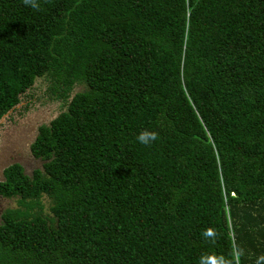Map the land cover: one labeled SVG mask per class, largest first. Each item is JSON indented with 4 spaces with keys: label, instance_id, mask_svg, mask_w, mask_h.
<instances>
[{
    "label": "trees",
    "instance_id": "1",
    "mask_svg": "<svg viewBox=\"0 0 264 264\" xmlns=\"http://www.w3.org/2000/svg\"><path fill=\"white\" fill-rule=\"evenodd\" d=\"M0 0V118L35 99L0 264H199L264 255V0ZM82 86L81 91L75 89ZM154 131L150 145L136 137ZM219 233L214 243L206 228Z\"/></svg>",
    "mask_w": 264,
    "mask_h": 264
},
{
    "label": "flooded vegetation",
    "instance_id": "2",
    "mask_svg": "<svg viewBox=\"0 0 264 264\" xmlns=\"http://www.w3.org/2000/svg\"><path fill=\"white\" fill-rule=\"evenodd\" d=\"M32 105V99H29L27 102H23L17 107L14 112L0 118V183L5 181L4 174L10 166H21V164L25 162L23 159L25 157L36 159L31 153V146L34 143L37 134L33 135V132L22 129L18 131V135L14 138V132L17 131V129L14 128V125L18 122L17 118L21 117ZM40 127H38V130ZM32 165L34 164L32 163ZM21 168L23 172L26 171L25 166H21ZM36 170V167H32L29 169V172H26L25 174L28 173L27 175L31 176ZM3 201L11 202V205L4 207ZM15 203V199L0 195V223L3 214L8 211V209H14L17 207Z\"/></svg>",
    "mask_w": 264,
    "mask_h": 264
},
{
    "label": "rangeland",
    "instance_id": "3",
    "mask_svg": "<svg viewBox=\"0 0 264 264\" xmlns=\"http://www.w3.org/2000/svg\"><path fill=\"white\" fill-rule=\"evenodd\" d=\"M43 80L37 79L34 85V91L36 93L35 99L32 100L33 105L19 118L18 122L14 125V128L17 129L14 132V138L18 135V131L25 129L26 131L33 132V135L37 134L38 127L43 125H48L57 114L60 112V105L56 103H44L42 99V82ZM82 86L76 87L75 91H81ZM25 160L24 166L26 167V172H29V169L32 167L41 168L42 162L36 159H29L27 157L23 158ZM32 163L34 165H32ZM28 174V173H27ZM11 205V202L3 201V206L8 207Z\"/></svg>",
    "mask_w": 264,
    "mask_h": 264
},
{
    "label": "clouds",
    "instance_id": "4",
    "mask_svg": "<svg viewBox=\"0 0 264 264\" xmlns=\"http://www.w3.org/2000/svg\"><path fill=\"white\" fill-rule=\"evenodd\" d=\"M26 6H30L34 9H39L37 0H23ZM137 141L142 145H150L158 139V134L154 131H142L137 137ZM219 233L214 228H206L202 232V237L205 241L214 243L218 238ZM243 255L242 250L235 251L231 258L225 256H216L211 254H204L199 259V264H240V256ZM256 264H264V255L260 256Z\"/></svg>",
    "mask_w": 264,
    "mask_h": 264
},
{
    "label": "water",
    "instance_id": "5",
    "mask_svg": "<svg viewBox=\"0 0 264 264\" xmlns=\"http://www.w3.org/2000/svg\"><path fill=\"white\" fill-rule=\"evenodd\" d=\"M10 113H11V111H10L9 113H6L4 116H7V115L10 114ZM4 116H3V117H4ZM22 164H23V165H22ZM22 164H21V166H24V163H22ZM41 167H42V166H41ZM37 169H40V168H37Z\"/></svg>",
    "mask_w": 264,
    "mask_h": 264
}]
</instances>
